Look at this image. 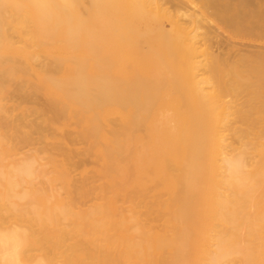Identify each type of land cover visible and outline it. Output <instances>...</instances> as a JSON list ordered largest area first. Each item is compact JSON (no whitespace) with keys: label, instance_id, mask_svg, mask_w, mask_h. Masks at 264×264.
Wrapping results in <instances>:
<instances>
[{"label":"bare ground","instance_id":"1","mask_svg":"<svg viewBox=\"0 0 264 264\" xmlns=\"http://www.w3.org/2000/svg\"><path fill=\"white\" fill-rule=\"evenodd\" d=\"M176 1L0 0V264H264V69Z\"/></svg>","mask_w":264,"mask_h":264},{"label":"rangeland","instance_id":"2","mask_svg":"<svg viewBox=\"0 0 264 264\" xmlns=\"http://www.w3.org/2000/svg\"><path fill=\"white\" fill-rule=\"evenodd\" d=\"M184 2L180 3L177 0L176 5L185 7L187 4L185 9L192 13L190 28L198 46L196 54L198 60L203 59L204 62L205 59V62L209 60L210 63L218 60V63L225 67L228 65L227 61L230 63L228 59H231L240 68L242 65L246 68L253 66L258 71H263L264 67L261 66L264 65V59L257 60L255 64L251 59L241 61L240 56L264 54V0H184ZM140 43L142 44V41ZM224 57H228L227 60ZM224 59L226 65L223 64ZM20 100L31 101V98L15 97L16 102ZM90 161L88 160L89 164L92 163Z\"/></svg>","mask_w":264,"mask_h":264}]
</instances>
